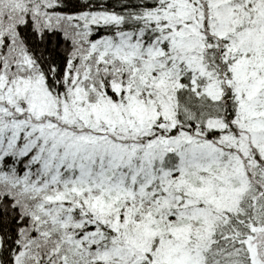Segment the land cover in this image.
Returning <instances> with one entry per match:
<instances>
[{"label":"snow or ice","instance_id":"snow-or-ice-1","mask_svg":"<svg viewBox=\"0 0 264 264\" xmlns=\"http://www.w3.org/2000/svg\"><path fill=\"white\" fill-rule=\"evenodd\" d=\"M0 264H264V0H0Z\"/></svg>","mask_w":264,"mask_h":264}]
</instances>
